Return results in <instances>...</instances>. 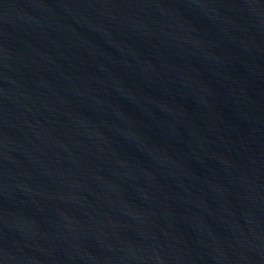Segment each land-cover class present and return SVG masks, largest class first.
Here are the masks:
<instances>
[{
    "label": "water",
    "instance_id": "obj_1",
    "mask_svg": "<svg viewBox=\"0 0 264 264\" xmlns=\"http://www.w3.org/2000/svg\"><path fill=\"white\" fill-rule=\"evenodd\" d=\"M0 264H264V0H0Z\"/></svg>",
    "mask_w": 264,
    "mask_h": 264
}]
</instances>
